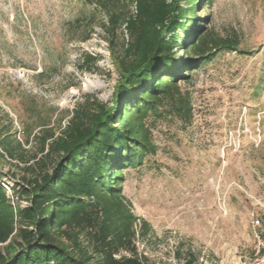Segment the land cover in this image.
<instances>
[{
	"label": "rangeland",
	"instance_id": "1",
	"mask_svg": "<svg viewBox=\"0 0 264 264\" xmlns=\"http://www.w3.org/2000/svg\"><path fill=\"white\" fill-rule=\"evenodd\" d=\"M196 14L211 39L237 50L212 48L179 82L191 116L166 105L146 120L153 151L124 170L122 186L156 235L137 241V255L142 264H264V0H204ZM106 21L90 0H0V108L23 142L86 97L113 105L120 75ZM21 168L0 162V185L25 207L17 193L31 174Z\"/></svg>",
	"mask_w": 264,
	"mask_h": 264
},
{
	"label": "trees",
	"instance_id": "2",
	"mask_svg": "<svg viewBox=\"0 0 264 264\" xmlns=\"http://www.w3.org/2000/svg\"><path fill=\"white\" fill-rule=\"evenodd\" d=\"M90 1L106 16L120 75L113 105L86 97L58 126L43 121L37 133L29 129L25 142L0 108V162L31 174L17 193L25 207L0 185V264H142L136 243L156 235L135 216L122 186L124 170L142 167L153 151L146 120L166 105L191 116L179 82L210 60L212 48L237 50L232 41L211 39L206 21L196 18L204 0ZM91 59L97 61L87 55L84 63Z\"/></svg>",
	"mask_w": 264,
	"mask_h": 264
},
{
	"label": "built area",
	"instance_id": "3",
	"mask_svg": "<svg viewBox=\"0 0 264 264\" xmlns=\"http://www.w3.org/2000/svg\"><path fill=\"white\" fill-rule=\"evenodd\" d=\"M257 224H259V221H257Z\"/></svg>",
	"mask_w": 264,
	"mask_h": 264
}]
</instances>
